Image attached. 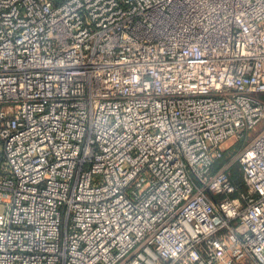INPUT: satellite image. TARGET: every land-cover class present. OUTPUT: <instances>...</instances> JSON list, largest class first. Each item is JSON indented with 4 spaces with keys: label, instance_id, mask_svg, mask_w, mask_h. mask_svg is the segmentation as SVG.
I'll return each mask as SVG.
<instances>
[{
    "label": "built area",
    "instance_id": "built-area-1",
    "mask_svg": "<svg viewBox=\"0 0 264 264\" xmlns=\"http://www.w3.org/2000/svg\"><path fill=\"white\" fill-rule=\"evenodd\" d=\"M261 95L264 0H0V264H264Z\"/></svg>",
    "mask_w": 264,
    "mask_h": 264
},
{
    "label": "trees",
    "instance_id": "trees-1",
    "mask_svg": "<svg viewBox=\"0 0 264 264\" xmlns=\"http://www.w3.org/2000/svg\"><path fill=\"white\" fill-rule=\"evenodd\" d=\"M261 98L264 100V95H261ZM244 138L238 140L231 148L225 150L223 157L215 162L214 167L217 169L223 164L227 163L234 154H236L244 146ZM233 172L235 175L234 178L238 182H242V177L239 175V165L237 163L233 164Z\"/></svg>",
    "mask_w": 264,
    "mask_h": 264
},
{
    "label": "rangeland",
    "instance_id": "rangeland-1",
    "mask_svg": "<svg viewBox=\"0 0 264 264\" xmlns=\"http://www.w3.org/2000/svg\"><path fill=\"white\" fill-rule=\"evenodd\" d=\"M262 126H264V124H262ZM258 130H259V128L256 129L254 132H252L250 134V136L244 138V140H243L244 141V145L248 143L249 138L251 139V137H253V135L255 136L257 134ZM4 209H5L4 205L0 203V214L4 211Z\"/></svg>",
    "mask_w": 264,
    "mask_h": 264
}]
</instances>
